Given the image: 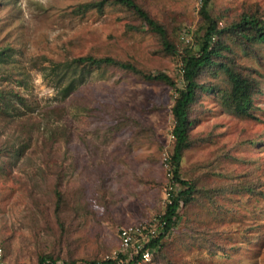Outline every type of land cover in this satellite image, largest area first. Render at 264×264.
Listing matches in <instances>:
<instances>
[{
	"label": "rangeland",
	"instance_id": "obj_1",
	"mask_svg": "<svg viewBox=\"0 0 264 264\" xmlns=\"http://www.w3.org/2000/svg\"><path fill=\"white\" fill-rule=\"evenodd\" d=\"M93 2L0 0V242L13 264L115 258L122 227L166 210L174 90L102 67L63 99L51 64L112 57L181 87L182 57L204 34L202 0H136L167 29L174 55L129 10L85 9ZM210 12L227 32L190 112L180 174L194 192L146 264H264V42L232 27L246 15L264 22V0H213ZM226 67L257 85L248 115L229 105Z\"/></svg>",
	"mask_w": 264,
	"mask_h": 264
},
{
	"label": "trees",
	"instance_id": "obj_2",
	"mask_svg": "<svg viewBox=\"0 0 264 264\" xmlns=\"http://www.w3.org/2000/svg\"><path fill=\"white\" fill-rule=\"evenodd\" d=\"M213 0H202L200 15L202 17L204 34L199 43L197 53L188 52L182 57L183 85L178 86L177 82L167 73L143 72L130 62H123L112 57L97 58L91 55L67 60L65 62H52L54 72L53 81L61 93L62 98H68L78 87L77 77H83L94 68L116 67L132 74H135L146 81L159 82L169 86L176 93L172 115L174 118L173 136L175 138L174 150L170 158V171L172 172L171 183L175 191L172 192V204L166 206L165 213L160 216L167 222L164 232L154 239L147 247L153 251V259L161 248L162 240L170 234L172 229L180 220L179 210L182 205L191 201L194 186L182 179L180 166L184 151L191 144V128L193 122L190 119L192 106L195 104L200 89L205 88L199 84V76L202 70L214 62V57L219 56L217 45L222 44V37L227 32L219 27L211 12L210 5ZM119 6L129 10L141 23L148 28L159 39L163 49L174 55L177 53L174 44L169 39L167 29L160 22L155 20L150 13L139 5L136 0H95L85 6V9H97L103 12L108 6ZM129 29L138 31L141 28L128 25ZM233 31H237L244 38L254 42H264V22H260L254 16L246 15L237 24H233ZM43 73L47 77L48 69L44 67ZM231 82V93L229 105L233 111L241 115H248L253 105V95L257 91L256 83L250 78L244 77L235 70L225 68ZM23 101H25L22 98ZM181 186V189L178 188ZM5 257V256H4ZM124 256L119 258H108L102 261H91L87 264H136L138 258L121 262ZM39 264H59L51 257H42Z\"/></svg>",
	"mask_w": 264,
	"mask_h": 264
},
{
	"label": "built area",
	"instance_id": "obj_3",
	"mask_svg": "<svg viewBox=\"0 0 264 264\" xmlns=\"http://www.w3.org/2000/svg\"><path fill=\"white\" fill-rule=\"evenodd\" d=\"M169 168V176L172 179V172ZM175 191L173 184L171 183L170 190L167 193V205L172 204V192ZM167 222L158 217L149 221H144L140 223H134L127 226H124L120 229V245L121 253L128 256V258L120 259L121 262L129 261L134 258H138L136 264H146L150 263L153 260V251L147 246L156 238H158L165 230ZM0 264H13L7 261L4 257V251L0 242Z\"/></svg>",
	"mask_w": 264,
	"mask_h": 264
}]
</instances>
